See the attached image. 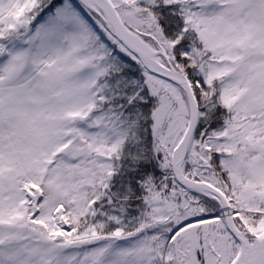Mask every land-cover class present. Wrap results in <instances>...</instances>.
Returning <instances> with one entry per match:
<instances>
[{"label": "snow or ice", "instance_id": "snow-or-ice-1", "mask_svg": "<svg viewBox=\"0 0 264 264\" xmlns=\"http://www.w3.org/2000/svg\"><path fill=\"white\" fill-rule=\"evenodd\" d=\"M0 264H264V0H0Z\"/></svg>", "mask_w": 264, "mask_h": 264}]
</instances>
